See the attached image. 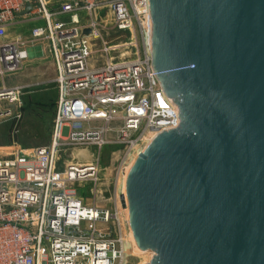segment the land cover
<instances>
[{"label":"built area","instance_id":"1","mask_svg":"<svg viewBox=\"0 0 264 264\" xmlns=\"http://www.w3.org/2000/svg\"><path fill=\"white\" fill-rule=\"evenodd\" d=\"M55 1L0 0V79L26 60L20 37L7 40V32L30 16L29 37L46 42L56 93L49 144L0 152V264H122L124 208L115 196L113 208L96 205L100 149L116 147L114 182L122 180L137 154L179 129L180 110L165 90L167 72L154 67L150 0ZM108 26L115 40L124 35L120 43L104 40ZM24 88H0V117L19 116ZM82 147L94 150L93 162L57 167L59 151ZM82 182L89 200L66 190Z\"/></svg>","mask_w":264,"mask_h":264},{"label":"water","instance_id":"2","mask_svg":"<svg viewBox=\"0 0 264 264\" xmlns=\"http://www.w3.org/2000/svg\"><path fill=\"white\" fill-rule=\"evenodd\" d=\"M150 9L154 67L188 111L128 172L133 238L154 264H264V0Z\"/></svg>","mask_w":264,"mask_h":264},{"label":"rangeland","instance_id":"3","mask_svg":"<svg viewBox=\"0 0 264 264\" xmlns=\"http://www.w3.org/2000/svg\"><path fill=\"white\" fill-rule=\"evenodd\" d=\"M53 2H56L53 0ZM51 7V5H49ZM83 15V14H81ZM30 16L16 19V21H24L15 23L7 32V40H13L15 37H20L19 49L25 51L26 60H23L18 72L10 77L0 79V88H11L15 85L27 86L18 92V117L6 116L0 117V152L6 154L14 148L32 149V147H41L49 144L51 136V121L54 114L55 93L53 84V63L47 51L46 42L33 41L29 37L30 28L34 25L28 22ZM62 17L61 19H64ZM25 23V24H24ZM108 35H104V40L110 44L120 43L124 39L115 40L113 36H120L114 30H109ZM108 37V38H107ZM36 44V45H34ZM95 55H93L94 57ZM101 60L96 61V64L101 63ZM166 85L172 91V99L174 104L179 107L181 116L182 110L188 111V105L183 101V95L171 85L167 80ZM43 105H40L42 104ZM182 108L180 109V106ZM182 123V120L180 119ZM116 126V125H113ZM85 151V152H84ZM79 159L80 162L89 159L87 154L94 153L92 148H73L59 151L56 155L57 167L71 162V154ZM87 153V154H86ZM119 152L116 147L112 148L104 146L100 149L98 156V192L101 193L96 199L97 206H105L113 208L111 200L115 198H123V189H121L120 178L114 182L115 166L118 160ZM94 158L91 157V162ZM126 169L122 172L125 174ZM130 171V170H129ZM91 186L88 182L73 183L66 186V190L73 191L78 197L83 200H89L91 196ZM102 197V198H101ZM119 201V200H118ZM121 208V207H120ZM123 209V208H121ZM119 222L125 238V247L127 257L122 264H154L157 262L155 252L140 251L135 238H133L132 230L129 231V222L127 221L126 212L119 211ZM135 241V242H134Z\"/></svg>","mask_w":264,"mask_h":264},{"label":"bare ground","instance_id":"4","mask_svg":"<svg viewBox=\"0 0 264 264\" xmlns=\"http://www.w3.org/2000/svg\"><path fill=\"white\" fill-rule=\"evenodd\" d=\"M175 103V102H174ZM85 152V151H84ZM87 154V153H86ZM91 154V153H90ZM89 153L87 154L88 158L87 160H83L82 162H80L79 159L75 158L73 153L71 154V162H73L74 164H77V165H82V164H87L89 162H91V157L92 155H90ZM134 161L132 162L131 161V164L128 165V167L126 168L125 170V174H123L122 176V180H121V189H123V204H124V209L122 210L123 212H126L127 214V221L129 222V208H128V205H127V200H126V189H125V184H126V180H127V176H128V172L129 170L131 169V166L133 165ZM130 228H131V224L129 222V231H130ZM135 242V241H134Z\"/></svg>","mask_w":264,"mask_h":264},{"label":"trees","instance_id":"5","mask_svg":"<svg viewBox=\"0 0 264 264\" xmlns=\"http://www.w3.org/2000/svg\"><path fill=\"white\" fill-rule=\"evenodd\" d=\"M54 93H55V91H54ZM55 98H56V93H55ZM40 105H43V103L42 104H40ZM54 115V114H53Z\"/></svg>","mask_w":264,"mask_h":264},{"label":"crops","instance_id":"6","mask_svg":"<svg viewBox=\"0 0 264 264\" xmlns=\"http://www.w3.org/2000/svg\"><path fill=\"white\" fill-rule=\"evenodd\" d=\"M25 24V23H24ZM35 24H40V23H35Z\"/></svg>","mask_w":264,"mask_h":264}]
</instances>
